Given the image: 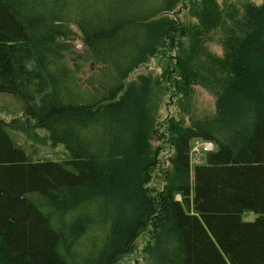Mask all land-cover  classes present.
<instances>
[{"label":"trees","instance_id":"trees-1","mask_svg":"<svg viewBox=\"0 0 264 264\" xmlns=\"http://www.w3.org/2000/svg\"><path fill=\"white\" fill-rule=\"evenodd\" d=\"M182 1L192 28L169 16ZM217 30L225 56L198 72L200 39ZM162 50L180 92L206 72L221 87L219 121L163 123L165 157L147 96L127 82ZM1 94L23 116L0 118V264H117L147 226L149 264H264V2L0 0ZM15 133L69 158L33 159ZM197 138L216 149L193 166Z\"/></svg>","mask_w":264,"mask_h":264},{"label":"rangeland","instance_id":"rangeland-1","mask_svg":"<svg viewBox=\"0 0 264 264\" xmlns=\"http://www.w3.org/2000/svg\"><path fill=\"white\" fill-rule=\"evenodd\" d=\"M159 0H148L149 4L154 5V3ZM218 2V7L220 10L227 8V5L234 6L241 9V5L246 0H216ZM257 4H261L264 0H251ZM187 3V1H186ZM192 6L185 5L182 1L174 9L169 16H177L188 28H192L198 24V19L195 16ZM223 34L221 30L215 31L208 38L200 39L196 59L197 68L200 70L205 65L210 62L219 61L225 56L224 47L222 46ZM71 42L75 45V49L78 53L83 52V44L79 35L75 36ZM191 38L183 39V46L191 47ZM178 50L175 49L171 53H175ZM166 50H162L158 54L151 57L146 63L141 64L137 69H135L127 78V82L133 85H140L144 91V95L147 96L148 102L152 109V117L154 119L153 133L150 137V145L153 151L159 149L160 146H166L161 153V157L170 152V146L162 141L160 138V133L164 130L163 123L165 121L178 122L185 126L191 125L195 121H209L215 122L219 121L220 117L217 116L218 109V92L221 87L215 88L210 82L215 78L212 72H206L204 78V85H195L194 87L188 89L185 93L180 92L177 89V82L172 72L167 73V71L172 70V60L173 58L169 56ZM199 56L201 60H199ZM216 56V58H213ZM199 60V63H198ZM84 71L81 75L82 78H87L91 76L95 69L90 63H85L83 60H79ZM74 62L72 61V64ZM196 66V65H195ZM199 72V71H198ZM221 78V77H220ZM214 80V84H215ZM218 83L220 81L218 80ZM211 84V85H210ZM23 116V105L22 103L11 94H1L0 95V118L6 122L10 121L12 118ZM43 133V131H40ZM16 140L22 146H25L32 155L33 159H52L56 161H65L69 158V154L64 145L59 144L53 146L49 142L44 144H34L28 141L24 135L20 133H15ZM204 139H194L192 141L191 147V157L193 166L197 163H201L205 159V154L198 151ZM257 217V214L252 211H246L242 214L244 221H253ZM152 240L151 227L147 226L141 233V236L136 242V246L133 252L124 255L120 258L117 264H149V251L148 247Z\"/></svg>","mask_w":264,"mask_h":264},{"label":"built area","instance_id":"built-area-1","mask_svg":"<svg viewBox=\"0 0 264 264\" xmlns=\"http://www.w3.org/2000/svg\"><path fill=\"white\" fill-rule=\"evenodd\" d=\"M216 149V144L213 141H204L202 143L201 147L197 149L198 151L202 152L203 154H206L208 152L214 151Z\"/></svg>","mask_w":264,"mask_h":264},{"label":"water","instance_id":"water-1","mask_svg":"<svg viewBox=\"0 0 264 264\" xmlns=\"http://www.w3.org/2000/svg\"><path fill=\"white\" fill-rule=\"evenodd\" d=\"M81 65H83V64H81Z\"/></svg>","mask_w":264,"mask_h":264}]
</instances>
